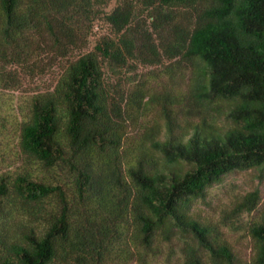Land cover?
<instances>
[{"label": "trees", "instance_id": "obj_1", "mask_svg": "<svg viewBox=\"0 0 264 264\" xmlns=\"http://www.w3.org/2000/svg\"><path fill=\"white\" fill-rule=\"evenodd\" d=\"M110 2L0 0V85L65 62L20 124L24 165L0 172V264H149L165 245L182 264H246L224 228L264 264L258 189L217 221L195 212L230 174L264 178V0ZM100 21L112 35L89 50ZM142 66L160 90L134 82ZM150 109L160 123L139 134Z\"/></svg>", "mask_w": 264, "mask_h": 264}, {"label": "rangeland", "instance_id": "obj_2", "mask_svg": "<svg viewBox=\"0 0 264 264\" xmlns=\"http://www.w3.org/2000/svg\"><path fill=\"white\" fill-rule=\"evenodd\" d=\"M122 0H111L106 12H112ZM112 35L111 26L105 21L97 22L90 38L89 50H92L97 41L105 36ZM41 61L43 58L40 59ZM64 61L53 62L44 60L40 63L35 72L28 74L22 72L21 85L19 89H6L0 85V124L6 126L2 129L0 125V172L17 171L24 165V159L19 156V130L20 124L26 119L29 113L30 102L33 96L40 92L52 90L58 82ZM155 70L153 67H140L138 75L134 82L147 81L153 90H160L161 83L156 79H152L150 72ZM131 80L128 84H134ZM160 123L158 111L150 109L148 116L141 120L137 129L139 134H143L145 130ZM133 131L132 134H135ZM134 140V139H132ZM259 190L261 192L263 202L260 209L264 206V178L259 177L257 171H245L230 174L225 177L224 181L215 185L209 190L206 202L198 201L195 205V212L205 219L219 220L223 210L228 209L232 203L246 195L247 193ZM257 217V213L251 215L245 214L243 222L249 224ZM225 238L232 245L235 251L242 257L244 263H248L253 254V240L249 236L248 231L241 230L234 232L228 228H224ZM163 252L156 258H152L149 264H182V256L179 252L176 255L170 254V247L165 245Z\"/></svg>", "mask_w": 264, "mask_h": 264}]
</instances>
